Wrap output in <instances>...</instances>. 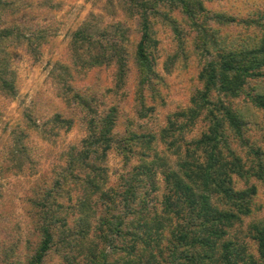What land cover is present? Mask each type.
<instances>
[{
  "label": "trees",
  "instance_id": "trees-1",
  "mask_svg": "<svg viewBox=\"0 0 264 264\" xmlns=\"http://www.w3.org/2000/svg\"><path fill=\"white\" fill-rule=\"evenodd\" d=\"M206 1L106 0L108 14H117L116 3L136 26L119 20L98 27L93 16L75 29L69 44L75 57L59 63L55 78L66 86L65 103L82 112L84 137L61 148L49 184L33 188L39 197L30 201L42 211L38 240L23 261L0 264H79L80 259L88 264H264L262 219H252L247 233L242 230L243 218L258 212V185L264 188L263 145L252 139L253 129L264 138L257 114L261 111L264 121V5L244 0L249 12L261 9L237 17L209 9ZM18 8L0 0V91L9 97L16 94L11 68L16 48L48 39V27L16 18ZM159 20L176 40L166 62L182 59L185 68L196 60L198 84L191 87L189 104L158 131L120 132L119 108L105 101L120 94L129 74L134 75L139 118L154 108L145 103V91L153 100L159 95L154 68V22ZM178 20L193 33L189 45ZM96 62L112 67L114 83L79 91L72 81ZM70 114L55 112L44 121L42 138L50 141L59 129L68 130L74 122ZM36 115L23 111L18 122L39 130ZM198 120L205 127L190 136ZM21 128L14 127L11 149L20 151L9 158L19 173L24 170L21 152L28 150L23 143L27 130ZM110 153L123 166L113 184L107 173ZM236 226L241 238L255 243L254 251L226 236Z\"/></svg>",
  "mask_w": 264,
  "mask_h": 264
},
{
  "label": "rangeland",
  "instance_id": "rangeland-1",
  "mask_svg": "<svg viewBox=\"0 0 264 264\" xmlns=\"http://www.w3.org/2000/svg\"><path fill=\"white\" fill-rule=\"evenodd\" d=\"M10 1L19 6L16 18L20 17L30 25L38 23L43 27H48L46 31L48 39L40 45L32 44L35 51L27 44L16 48L11 64V68L15 72L16 94L14 97H9L0 91V111L2 112L0 121V263L23 261L38 240V227L42 223V211L30 200L39 197L35 191L38 187L44 183L49 184L53 164L60 163L56 156L58 151L68 144L78 143L84 137L85 131L81 122L82 112L75 105L68 106L65 103L64 98H67L68 95L64 94L63 88L66 86L55 78L59 63H69L75 57V53L69 49L72 33L82 21L93 16L98 18L96 23L98 27H108L119 20L132 27L136 26L135 21L126 19L124 14L117 10L116 3L113 6L117 14H108L105 10L106 0ZM259 1L264 5V0ZM51 5H56L58 8L52 10L50 9ZM205 5L209 9L224 11L237 17L246 16L249 13L255 14L261 9H252V12H249L247 6L244 5V0H207ZM253 5L251 4L250 8ZM173 14L175 17H179V11H175ZM179 20H181L180 17ZM154 28L155 37L158 40L154 49V68L159 77L155 86L159 89V95L155 98L156 100H153L145 91L147 98L145 103L154 108L147 117L139 118L135 109L137 103L134 93V75L129 74L120 94L109 96L105 101L106 106L117 105L119 108L116 129L120 132L124 130L144 133L158 131L168 124L169 117L173 116L174 112L189 104V98L194 93L191 91V87L198 84L196 76L200 66L196 60L192 58V64H188L185 68L182 66V59L173 61V63L166 62L176 48L175 35L171 32L170 26L159 20L154 22ZM180 28L186 44L189 45L193 33L183 21L180 23ZM237 30L238 28H235L231 32ZM220 31L226 33L222 28ZM128 65L133 73L132 58L129 59ZM112 73V67H106L97 62L90 63L87 65L86 72L79 74L72 82L79 91L92 90L98 86L109 87L114 83ZM29 110H33V114L36 112L37 115L34 116V119L39 125V130L34 127L26 129L22 122H18L23 111ZM55 112L63 115L72 113L70 115L74 122L68 130L59 129L58 133L48 141L42 138L40 129H44V121L52 118ZM257 114L259 116L258 125H263L262 112H257ZM179 121L176 119V122ZM128 123L129 126H127ZM14 127L17 129L22 127L21 129L27 130L23 143L28 150L27 153L21 152V156L25 157L20 159V162L24 163L23 173H19L16 168H11L12 164L9 163L12 151L16 153L20 151L19 148L11 150L14 145ZM204 127L203 122L198 120L191 128V132L188 131V134L193 136ZM252 131V139L257 140V146L263 145L261 148L264 150L262 131L256 129ZM122 172L123 166L119 158L114 153H110L107 161L110 183H115ZM241 183L240 181L239 184ZM35 187L37 188L33 189ZM257 201L260 205L257 214L243 218L242 230L246 233L252 219H262L264 223V188L261 184L258 185ZM63 203L68 202L63 200ZM69 227L71 229L75 227L73 220L70 221ZM237 229V226L233 230L230 228L226 236L245 242L248 247H252L250 250L254 251L255 243L249 239L241 238L240 233H236ZM94 240L99 242L100 247L104 246V243L99 239L94 238ZM79 264L88 263L85 259H80Z\"/></svg>",
  "mask_w": 264,
  "mask_h": 264
}]
</instances>
